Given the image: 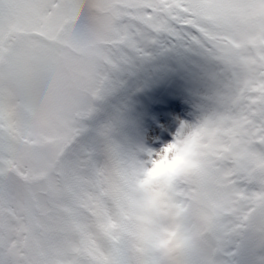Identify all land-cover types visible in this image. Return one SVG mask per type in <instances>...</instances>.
Here are the masks:
<instances>
[{"label": "snow or ice", "instance_id": "obj_1", "mask_svg": "<svg viewBox=\"0 0 264 264\" xmlns=\"http://www.w3.org/2000/svg\"><path fill=\"white\" fill-rule=\"evenodd\" d=\"M160 34L222 66L216 107L171 139L200 128L202 147L177 159L214 180L217 242L196 264H264V0H0V264H130L117 217L130 189L155 193L161 152L107 170L82 121ZM196 195L180 181L177 210Z\"/></svg>", "mask_w": 264, "mask_h": 264}, {"label": "rangeland", "instance_id": "obj_2", "mask_svg": "<svg viewBox=\"0 0 264 264\" xmlns=\"http://www.w3.org/2000/svg\"><path fill=\"white\" fill-rule=\"evenodd\" d=\"M221 81L218 62L182 38L160 34L143 54L109 74L105 88L90 101L81 139L100 152L102 167L117 163L118 156L146 159L182 124L210 114ZM202 135L193 129L189 144L202 147L197 143Z\"/></svg>", "mask_w": 264, "mask_h": 264}, {"label": "clouds", "instance_id": "obj_3", "mask_svg": "<svg viewBox=\"0 0 264 264\" xmlns=\"http://www.w3.org/2000/svg\"><path fill=\"white\" fill-rule=\"evenodd\" d=\"M189 137L190 132H186L170 141L167 151L160 150L155 193L136 188L127 194L131 205L128 218L118 216L117 223L121 234L120 255L130 264H136L139 259L138 250L155 258L157 264H196L201 259H211L207 253L217 241L208 201L214 195L215 185L212 173L202 161L199 168H185L183 160L177 159L185 156ZM105 168L112 170V164ZM182 180L195 185L197 195L178 211L175 190ZM153 195L157 197L156 206L148 204Z\"/></svg>", "mask_w": 264, "mask_h": 264}, {"label": "bare ground", "instance_id": "obj_4", "mask_svg": "<svg viewBox=\"0 0 264 264\" xmlns=\"http://www.w3.org/2000/svg\"><path fill=\"white\" fill-rule=\"evenodd\" d=\"M152 140H162V139H152ZM114 152H115V154H116V150H115V149H114ZM112 153H113V151H112ZM113 154H114V153H113ZM115 154H114V155H115ZM116 156H117V155H116ZM118 157H119V159H120V158H123L122 156H118Z\"/></svg>", "mask_w": 264, "mask_h": 264}]
</instances>
